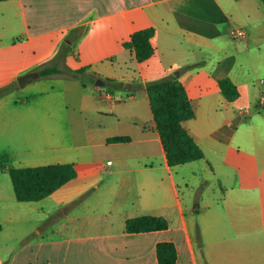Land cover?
Instances as JSON below:
<instances>
[{"label": "crops", "instance_id": "0c3cea01", "mask_svg": "<svg viewBox=\"0 0 264 264\" xmlns=\"http://www.w3.org/2000/svg\"><path fill=\"white\" fill-rule=\"evenodd\" d=\"M148 27L155 53L139 61L124 43ZM12 45L20 64L0 86L40 74L15 119L41 127L32 166L74 163L77 176L41 200L17 199L44 203L48 235L16 228L24 217L12 204L0 220V264H160L163 241L176 244L177 264H264L263 0H0V50ZM55 65L63 72L41 75ZM171 74L192 99L196 115L183 125L205 153L175 166L147 91ZM225 77L235 100L220 87ZM117 136L129 139L109 140ZM197 162L212 190L202 208L187 204L176 176ZM145 215L169 227L128 231V219ZM26 239L33 249L21 258Z\"/></svg>", "mask_w": 264, "mask_h": 264}, {"label": "trees", "instance_id": "16d2710c", "mask_svg": "<svg viewBox=\"0 0 264 264\" xmlns=\"http://www.w3.org/2000/svg\"><path fill=\"white\" fill-rule=\"evenodd\" d=\"M155 31V27L137 30L124 45L134 49L137 59L144 61L155 53V47L151 41ZM61 72L63 70L56 65L40 70L42 76ZM220 87L228 100L232 101L240 96L238 86L230 77L221 79ZM15 88L13 82L0 86V99ZM147 91L169 165L175 166L204 158V150L183 125L184 121L196 115V111L192 99L179 77L171 74L149 81ZM128 139L129 137L117 136L109 140ZM9 172L19 201L41 200L77 176L74 163L13 167L10 168ZM168 227V220L160 216L145 215L127 220V229L130 232L167 229ZM197 237L201 243L202 235L199 226ZM158 258L160 264H177L178 250L176 244L173 241L158 243Z\"/></svg>", "mask_w": 264, "mask_h": 264}, {"label": "rangeland", "instance_id": "374dc122", "mask_svg": "<svg viewBox=\"0 0 264 264\" xmlns=\"http://www.w3.org/2000/svg\"><path fill=\"white\" fill-rule=\"evenodd\" d=\"M21 54V50L15 45L0 50V80L10 77L11 73L20 64ZM8 83H11V81L6 84ZM13 85L16 88L0 99V220L14 208L12 207L13 203L21 205L14 209L24 219L23 222L14 226L19 230H23L26 234H30L31 239L36 235V228L42 226H45V234L48 235L51 219L45 217L41 211L43 202H22V204H18L9 170L13 167L32 166L33 163L37 162L36 150L40 146L41 127L33 123L16 125L15 119L20 109L19 104L27 99L33 101L35 93L28 85L20 86L17 80L13 81ZM199 163L197 162V166H192L194 164L190 163L177 166L178 173L176 176L181 182L182 195L187 204L202 208L212 195V190L204 181L202 173L195 174L194 172V170L201 171ZM186 181L189 182V188L184 185ZM24 245L25 251L22 250L24 247L20 243L17 245V249L20 251L19 257L21 258L27 257V254L31 253L33 249V247L28 246L27 239ZM41 264L46 263L42 262Z\"/></svg>", "mask_w": 264, "mask_h": 264}, {"label": "water", "instance_id": "95a60500", "mask_svg": "<svg viewBox=\"0 0 264 264\" xmlns=\"http://www.w3.org/2000/svg\"><path fill=\"white\" fill-rule=\"evenodd\" d=\"M40 74L37 71H31L22 75H19L17 77V81L20 86L24 87L26 86L30 81H32L34 78L39 77ZM101 84V83H98Z\"/></svg>", "mask_w": 264, "mask_h": 264}, {"label": "built area", "instance_id": "2783aa9c", "mask_svg": "<svg viewBox=\"0 0 264 264\" xmlns=\"http://www.w3.org/2000/svg\"><path fill=\"white\" fill-rule=\"evenodd\" d=\"M233 34L239 36L242 39L246 38V36H247L246 33L244 31H242V30H234ZM262 81L264 82V79H262Z\"/></svg>", "mask_w": 264, "mask_h": 264}]
</instances>
